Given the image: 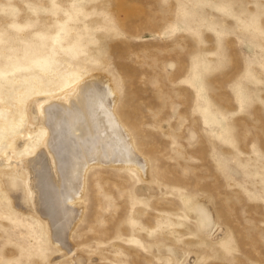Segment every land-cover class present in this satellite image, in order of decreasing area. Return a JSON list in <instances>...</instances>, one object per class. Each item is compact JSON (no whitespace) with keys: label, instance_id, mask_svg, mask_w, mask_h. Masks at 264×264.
<instances>
[{"label":"rangeland","instance_id":"374dc122","mask_svg":"<svg viewBox=\"0 0 264 264\" xmlns=\"http://www.w3.org/2000/svg\"><path fill=\"white\" fill-rule=\"evenodd\" d=\"M78 78L110 81L146 174L89 169L73 251L0 183V264H264V0H0V151Z\"/></svg>","mask_w":264,"mask_h":264},{"label":"bare ground","instance_id":"6f19581e","mask_svg":"<svg viewBox=\"0 0 264 264\" xmlns=\"http://www.w3.org/2000/svg\"><path fill=\"white\" fill-rule=\"evenodd\" d=\"M104 80H64L50 94L32 90L21 112L22 120L27 118L25 134L0 151L6 164L0 166V183L11 202L36 214L49 237L68 251H73L68 236L82 215L89 169L131 166L145 175L148 167L117 114L114 87ZM35 132L39 142L28 145ZM203 222L206 227L209 217Z\"/></svg>","mask_w":264,"mask_h":264}]
</instances>
